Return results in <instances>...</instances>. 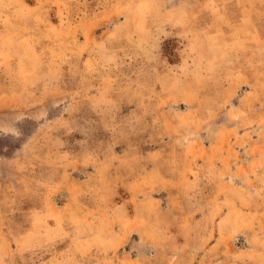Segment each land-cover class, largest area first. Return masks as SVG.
<instances>
[{"label": "rangeland", "instance_id": "374dc122", "mask_svg": "<svg viewBox=\"0 0 264 264\" xmlns=\"http://www.w3.org/2000/svg\"><path fill=\"white\" fill-rule=\"evenodd\" d=\"M0 264H264V0H0Z\"/></svg>", "mask_w": 264, "mask_h": 264}]
</instances>
